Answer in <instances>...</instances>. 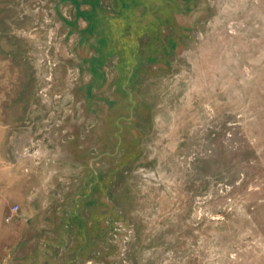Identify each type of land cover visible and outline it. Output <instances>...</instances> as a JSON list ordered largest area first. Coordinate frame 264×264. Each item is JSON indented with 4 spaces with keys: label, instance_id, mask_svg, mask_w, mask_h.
I'll use <instances>...</instances> for the list:
<instances>
[{
    "label": "rangeland",
    "instance_id": "rangeland-1",
    "mask_svg": "<svg viewBox=\"0 0 264 264\" xmlns=\"http://www.w3.org/2000/svg\"><path fill=\"white\" fill-rule=\"evenodd\" d=\"M0 264H264V0H0Z\"/></svg>",
    "mask_w": 264,
    "mask_h": 264
}]
</instances>
